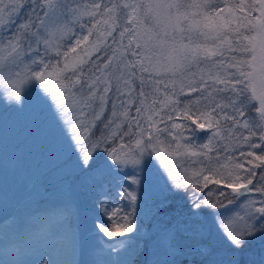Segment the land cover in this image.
Here are the masks:
<instances>
[{
  "label": "snow or ice",
  "instance_id": "obj_1",
  "mask_svg": "<svg viewBox=\"0 0 264 264\" xmlns=\"http://www.w3.org/2000/svg\"><path fill=\"white\" fill-rule=\"evenodd\" d=\"M23 115L57 159L0 264H264V0H0Z\"/></svg>",
  "mask_w": 264,
  "mask_h": 264
},
{
  "label": "rangeland",
  "instance_id": "obj_2",
  "mask_svg": "<svg viewBox=\"0 0 264 264\" xmlns=\"http://www.w3.org/2000/svg\"><path fill=\"white\" fill-rule=\"evenodd\" d=\"M57 159L51 132L31 115L13 117L0 131V195L9 210L27 219L42 189L33 190L32 179L45 174ZM25 185L32 192L25 197ZM43 234V228H41Z\"/></svg>",
  "mask_w": 264,
  "mask_h": 264
},
{
  "label": "trees",
  "instance_id": "obj_3",
  "mask_svg": "<svg viewBox=\"0 0 264 264\" xmlns=\"http://www.w3.org/2000/svg\"><path fill=\"white\" fill-rule=\"evenodd\" d=\"M50 195V194H49ZM40 199H41V197H40Z\"/></svg>",
  "mask_w": 264,
  "mask_h": 264
}]
</instances>
